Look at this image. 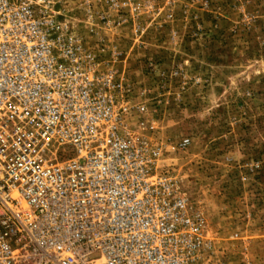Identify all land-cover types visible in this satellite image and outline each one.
I'll use <instances>...</instances> for the list:
<instances>
[{
	"label": "built area",
	"instance_id": "2783aa9c",
	"mask_svg": "<svg viewBox=\"0 0 264 264\" xmlns=\"http://www.w3.org/2000/svg\"><path fill=\"white\" fill-rule=\"evenodd\" d=\"M140 0H0V264H208L204 218L130 128L145 106L106 33ZM191 142H178L185 149Z\"/></svg>",
	"mask_w": 264,
	"mask_h": 264
},
{
	"label": "rangeland",
	"instance_id": "374dc122",
	"mask_svg": "<svg viewBox=\"0 0 264 264\" xmlns=\"http://www.w3.org/2000/svg\"><path fill=\"white\" fill-rule=\"evenodd\" d=\"M140 1L154 5L142 41L132 21L103 31L145 106L130 128L166 145L213 239L208 264H264V0Z\"/></svg>",
	"mask_w": 264,
	"mask_h": 264
}]
</instances>
